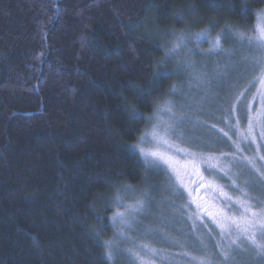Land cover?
Wrapping results in <instances>:
<instances>
[{"label":"trees","instance_id":"obj_1","mask_svg":"<svg viewBox=\"0 0 264 264\" xmlns=\"http://www.w3.org/2000/svg\"><path fill=\"white\" fill-rule=\"evenodd\" d=\"M263 8L0 0V264H113V200L149 176L133 146L174 82L170 41L253 34Z\"/></svg>","mask_w":264,"mask_h":264},{"label":"rangeland","instance_id":"obj_2","mask_svg":"<svg viewBox=\"0 0 264 264\" xmlns=\"http://www.w3.org/2000/svg\"><path fill=\"white\" fill-rule=\"evenodd\" d=\"M261 13L264 8L254 28ZM238 34L229 31L218 46L217 36L203 39L191 32L170 41L163 62L174 82L148 116L141 146L156 150L153 127L163 133L171 125L170 142L195 154L197 163L186 170L181 185L165 165L153 164L135 148L150 173L113 200L108 256L113 264H264V251L228 219H239V201L264 211V125H254L248 135L249 117L262 108L258 77L264 72V50L248 43L255 32ZM166 103L171 110L163 108ZM117 212L125 220L113 223ZM254 231L264 243L259 224Z\"/></svg>","mask_w":264,"mask_h":264},{"label":"snow or ice","instance_id":"obj_3","mask_svg":"<svg viewBox=\"0 0 264 264\" xmlns=\"http://www.w3.org/2000/svg\"><path fill=\"white\" fill-rule=\"evenodd\" d=\"M258 24L256 28L252 29L256 33L255 36L248 38V43L255 44L256 47L260 50H264V13H261L258 16ZM242 38L244 36V33H239ZM208 33L201 32L199 34L200 38L207 39ZM183 39L182 37L180 38ZM243 42V41H242ZM215 45L220 44V38L217 37L214 41ZM179 40L174 45V47L178 48L180 47ZM259 83L261 85V89H264V72L261 73V75L258 77ZM175 87V86H173ZM261 96V103L262 108L255 116L249 117V125H248V135L252 136V130L254 125H264V91H260ZM164 109L171 110L170 104H165L163 106ZM163 110V109H162ZM130 117L132 119L139 118V113L136 111H131L129 113ZM170 132H171V125H169L168 128H165L163 130V133H161L159 126H154L150 135L152 141H154L158 147L156 150L152 151H145V149L141 146V144L144 143L145 138L141 137V143L134 145V148H138L140 150L141 155H143L146 159L148 157L152 158L153 164H163L167 167L169 171L172 172L174 177L176 178V181L183 185V175L186 174V170L189 167L195 168V165L197 163L195 154L188 152L185 149H182L178 146L173 145L170 142ZM227 135V133H225ZM261 136L264 138V128H262ZM255 142V138L253 137V143ZM159 146H162L164 150H161ZM239 150V148H238ZM178 154H182L183 162H181V157H179ZM211 159V158H209ZM260 159L264 160V156L260 157ZM249 163L252 164L253 161L249 160ZM228 199H231V197H228ZM239 206L241 208V214L239 219L236 218H228L230 220V226L235 227L237 230L245 233V236L247 239H249L252 244L260 249L261 251H264V243L258 242L255 236L254 229L257 227V224H259L260 229L264 231V211L257 212L253 210L251 204H249L246 201H239ZM137 208H133L132 211H137ZM125 220V214L122 212H117L116 215L113 217V223L117 222H123ZM222 231L224 230L223 226ZM97 238L99 237L100 233L95 234ZM111 241L105 242L104 246L105 248L109 249L107 252V255L111 256ZM225 259H227V256H225ZM141 264H150V261H142ZM201 264H203V261H201Z\"/></svg>","mask_w":264,"mask_h":264}]
</instances>
